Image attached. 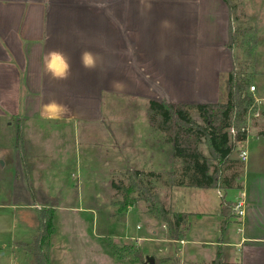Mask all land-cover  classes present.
Returning a JSON list of instances; mask_svg holds the SVG:
<instances>
[{"label": "crops", "instance_id": "0c3cea01", "mask_svg": "<svg viewBox=\"0 0 264 264\" xmlns=\"http://www.w3.org/2000/svg\"><path fill=\"white\" fill-rule=\"evenodd\" d=\"M233 1L0 0V118L14 128L7 146L0 144V173L9 171V182L0 174V264H36L29 246L40 222L34 210L24 215L32 206L15 196L18 160L29 190L45 193L69 182L67 161L77 171L86 167L83 160L103 159L126 166L136 160L138 171L151 176L165 167L169 172L172 145L129 111H139L136 103L147 110L149 100L226 101L235 63L228 47ZM84 52L94 68L83 66ZM256 99L261 119L264 97ZM257 120L237 143L247 159H233L242 171L239 188L227 197L243 195L245 213L231 217L222 234L221 188L168 186L174 213L188 214L180 243L190 262H212L220 246L231 264H264V128ZM83 123L102 126L104 135L80 149L75 135ZM109 163L104 169L111 172Z\"/></svg>", "mask_w": 264, "mask_h": 264}, {"label": "rangeland", "instance_id": "374dc122", "mask_svg": "<svg viewBox=\"0 0 264 264\" xmlns=\"http://www.w3.org/2000/svg\"><path fill=\"white\" fill-rule=\"evenodd\" d=\"M232 5L234 6L231 11L230 31L237 33V35L232 43L231 51L237 70L242 73L239 74V77L243 76L245 81L250 82L248 87L250 85L255 86L254 92L250 94L255 100L264 97V88L262 89L264 86V0H234ZM133 107L134 109L139 107L136 108L139 111L137 110L136 113V111L130 110L129 117L136 114L139 120H147L146 105L139 106L136 103ZM250 108L251 105L245 116V124L258 119V117L252 118ZM118 114L121 116L120 112L113 113L114 118ZM103 115L104 119L107 120L110 113L104 112ZM190 116L195 123L202 124L196 111H190ZM247 119L250 120L247 122ZM258 120L263 129L264 118ZM12 122L13 125L17 123L15 119H12ZM6 123L4 118H0V144L4 146H7L9 136H12L14 131L13 126L10 129ZM241 125L243 124H238V126ZM103 130L102 126L97 124H81L78 133L75 135L79 140L78 147L84 149L93 146L96 138L101 139L103 137ZM114 130L120 132L119 128H114ZM155 130L158 129L155 128ZM159 132L162 139L166 140L167 135L160 130ZM115 141L118 142L119 139ZM228 143L233 146L231 158L238 159L239 147L237 143H233L230 137H228ZM199 149L204 155L209 156L204 141L200 143ZM234 161L230 171H237L240 175L242 168L238 160ZM83 162L86 167L77 171L75 165H72L71 161H67L65 170L69 175L66 177L69 182H66L64 187H50L51 193L34 190L36 188L30 191V187H27V181L25 183V179H19L18 175V202L27 204L24 200L27 196L35 199L36 202L37 197H39L38 193H42L49 200H55V232L41 248L47 263L149 264L146 256H152L154 264H211V262L202 261L190 262L181 256L182 242L171 241L168 238L166 225L149 214L146 203L137 197L135 191L128 190L130 187H134L135 181L140 179L145 181L151 186L152 191L157 194L172 216L174 208L169 192L171 187L168 186L170 182H175L180 177L182 164L178 158L173 161L172 159L165 161V166L171 163L169 169L171 174L167 173L165 167L164 169L161 168L158 176L145 173L141 176H135L134 172L138 171L136 160L128 161L127 166L120 160L87 159ZM107 162H110L109 164L113 168L115 167L111 172L104 169ZM216 163L215 160L211 161V169ZM21 170V167L18 166L17 172L21 173ZM230 171H224V174H228ZM0 174L5 182H9L8 169ZM113 185L118 186V188ZM2 193L6 194L4 191ZM2 198L3 196H0V199ZM59 198L62 207L57 211ZM50 203L48 206L51 205ZM27 205L32 206V208H23L26 211L24 215L26 216V213L34 210L39 222V210L44 206L37 202ZM40 231L41 228L38 235ZM56 231L57 234L59 233L58 235ZM54 250L56 254L53 261ZM137 252L139 256H137ZM224 261L226 264H231L228 258Z\"/></svg>", "mask_w": 264, "mask_h": 264}, {"label": "trees", "instance_id": "16d2710c", "mask_svg": "<svg viewBox=\"0 0 264 264\" xmlns=\"http://www.w3.org/2000/svg\"><path fill=\"white\" fill-rule=\"evenodd\" d=\"M237 33H230L228 47L232 46ZM237 67L234 63V68ZM236 73V74H235ZM235 74V75H234ZM238 70L229 73L227 79V99L225 102L212 103H174L168 101H148L147 120L151 127H154L167 135L165 140L171 143L173 154L181 161V174L177 185L193 186L198 188H221L224 191L223 198L220 201V232L225 230L231 216V207L233 202L227 197L228 192L239 188L237 181L239 173L230 171L235 161L231 158L233 146L228 143V134L226 129L232 122L235 115V125L242 123L245 125V116L249 106L253 103L251 93L247 92L249 81L244 77H239ZM196 111L202 124L195 123L190 116V111ZM238 121V123H237ZM245 132L240 133L239 139L245 137ZM21 131L18 130L17 145L21 146ZM204 141L207 145L209 156L204 155L200 149V143ZM217 163L211 169V161ZM22 169V159L17 161V167ZM230 171L224 174V171ZM17 172L16 182L19 179L27 181L26 173ZM135 176H141L144 173L134 172ZM134 187L128 190L135 191L137 197L143 200L147 205V210L155 219L162 221L167 228L168 238L177 242L185 238L187 232L186 213H174L170 215L169 210L152 191L151 186L143 180L135 181ZM18 184L15 187V196L18 200ZM26 185V184H25ZM114 187L115 186L113 185ZM128 192V191H127ZM126 194L128 195V193ZM37 203L44 207L39 210L40 234L30 245L29 250L34 256L37 264H49L42 252V245L55 232L54 212L55 200L48 199L42 193L37 194ZM126 195V198H127ZM27 204L35 202V199L27 196ZM52 201V203H50ZM51 204L48 206V204ZM139 256L138 252L136 253ZM211 264H226L224 261V252L222 247L217 246L215 257Z\"/></svg>", "mask_w": 264, "mask_h": 264}, {"label": "built area", "instance_id": "2783aa9c", "mask_svg": "<svg viewBox=\"0 0 264 264\" xmlns=\"http://www.w3.org/2000/svg\"><path fill=\"white\" fill-rule=\"evenodd\" d=\"M233 70H237V67H235ZM254 90H255L254 85H250V87H248L249 93L254 92ZM250 109H251V114L253 117H258L260 115L259 102L257 99L253 100V103L251 104ZM234 121H235V115H233L232 122H231L230 126L227 128V134L233 143H238L240 133L245 132L247 130V127H246V124L241 125V126H237V125H235ZM238 158L241 161H245L247 159V152L245 149L239 148ZM217 194L220 198H223V194H222L220 189L217 190ZM244 213H245L244 197H243V195L236 196L234 201H233L232 207H231V216L233 218L240 219L244 216Z\"/></svg>", "mask_w": 264, "mask_h": 264}, {"label": "clouds", "instance_id": "9594fccd", "mask_svg": "<svg viewBox=\"0 0 264 264\" xmlns=\"http://www.w3.org/2000/svg\"><path fill=\"white\" fill-rule=\"evenodd\" d=\"M82 63L85 68L91 69L95 67V61L91 53L89 52H84L82 54ZM51 65H49V68ZM65 70L67 69V64L65 63L64 65Z\"/></svg>", "mask_w": 264, "mask_h": 264}, {"label": "water", "instance_id": "95a60500", "mask_svg": "<svg viewBox=\"0 0 264 264\" xmlns=\"http://www.w3.org/2000/svg\"><path fill=\"white\" fill-rule=\"evenodd\" d=\"M149 264H154V259L152 257L148 258Z\"/></svg>", "mask_w": 264, "mask_h": 264}]
</instances>
